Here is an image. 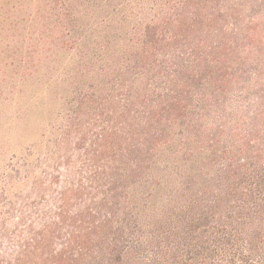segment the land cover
Segmentation results:
<instances>
[{"label": "trees", "instance_id": "1", "mask_svg": "<svg viewBox=\"0 0 264 264\" xmlns=\"http://www.w3.org/2000/svg\"><path fill=\"white\" fill-rule=\"evenodd\" d=\"M22 16L11 65L55 37L63 93L0 167V264H264V0H0V33Z\"/></svg>", "mask_w": 264, "mask_h": 264}, {"label": "rangeland", "instance_id": "2", "mask_svg": "<svg viewBox=\"0 0 264 264\" xmlns=\"http://www.w3.org/2000/svg\"><path fill=\"white\" fill-rule=\"evenodd\" d=\"M8 8L10 11V5ZM16 20L20 32L0 33V167L8 164L13 152L22 154L29 144L43 143L41 136L49 130V123H56L60 108L56 100L63 93L57 77L60 58L52 54L49 59L50 49L54 48L50 41L54 42L55 37L45 38L47 41L39 46L42 50L36 48L32 54L24 47L18 54L17 66L11 65L8 57H14L11 41L24 39L26 31L29 33L24 17Z\"/></svg>", "mask_w": 264, "mask_h": 264}]
</instances>
